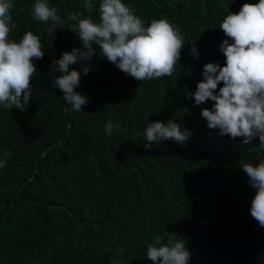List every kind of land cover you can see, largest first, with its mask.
Segmentation results:
<instances>
[{
  "label": "trees",
  "instance_id": "1",
  "mask_svg": "<svg viewBox=\"0 0 264 264\" xmlns=\"http://www.w3.org/2000/svg\"><path fill=\"white\" fill-rule=\"evenodd\" d=\"M91 2L88 11L85 0H49L65 21L49 35L48 24L32 19L35 0H12L9 38L32 31L45 55L34 61L26 110L0 106V159L9 153L0 168V264H153L144 261L147 246L168 232L185 239L197 264H215V257L220 264H264V227L250 214L256 190L241 166L258 164L264 149L258 137L245 144L210 129L201 111L214 102L197 106L189 98L205 64H225L223 18L259 0H122L145 26L153 19L177 26L181 57L171 76L138 81L95 46L90 61L70 66L90 68L75 89L88 98L77 112L52 87L51 65L82 48L71 14L99 22L101 0ZM169 120L190 138L145 149L147 125Z\"/></svg>",
  "mask_w": 264,
  "mask_h": 264
},
{
  "label": "clouds",
  "instance_id": "2",
  "mask_svg": "<svg viewBox=\"0 0 264 264\" xmlns=\"http://www.w3.org/2000/svg\"><path fill=\"white\" fill-rule=\"evenodd\" d=\"M13 7L12 0H0V106L9 111L13 108L25 111L31 101L32 77L37 71L34 61L42 59L45 52L40 38L32 31L25 32L19 41L9 38L16 27L10 14ZM84 8L92 10L91 0H85ZM30 11L33 20L49 25L46 29L49 35L65 23L49 0H35ZM99 13V22L83 12L70 15L74 22L70 29L78 35L82 48L63 52L51 65V72L57 73L52 87L59 88L64 93L63 100L77 112L88 103V98L75 89L80 85L81 75H87L90 68L85 65L78 71L70 66L90 61L97 53L95 46H99L100 54L109 62L138 81L171 76L184 47V37L177 26L167 19H153L145 26L122 0H101ZM219 28L228 37L220 45L225 64H205L203 79L195 92L189 93V98H194L197 106L209 100L214 102L211 109L201 111L210 129H219L221 136L243 138L245 144L258 137L259 148L264 149V0L243 4L238 13L229 11ZM191 52L198 56L195 43ZM221 83L223 86L218 89ZM113 131L110 120L105 132L111 135ZM142 135L148 149L152 143L166 140L185 143L191 132L182 131L179 124L169 120L149 123ZM8 155L5 152L0 159V168L6 165ZM241 166L250 187L256 190L251 217L264 227V155L259 156L258 164L242 161ZM146 255L144 261L151 260L153 264H197L185 239L175 232L156 234L147 246ZM215 264H220L217 257Z\"/></svg>",
  "mask_w": 264,
  "mask_h": 264
}]
</instances>
